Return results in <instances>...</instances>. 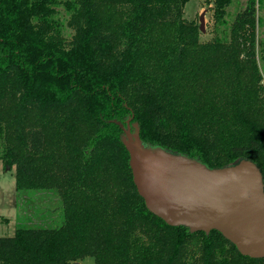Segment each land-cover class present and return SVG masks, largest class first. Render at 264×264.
<instances>
[{"label": "trees", "instance_id": "1", "mask_svg": "<svg viewBox=\"0 0 264 264\" xmlns=\"http://www.w3.org/2000/svg\"><path fill=\"white\" fill-rule=\"evenodd\" d=\"M188 1L64 0L67 39L58 0H0V159L18 190L56 189L64 215L0 235V264H264L220 230L165 222L133 179L128 123L146 145L264 175L256 0L208 42ZM230 1L214 0L218 21Z\"/></svg>", "mask_w": 264, "mask_h": 264}, {"label": "water", "instance_id": "2", "mask_svg": "<svg viewBox=\"0 0 264 264\" xmlns=\"http://www.w3.org/2000/svg\"><path fill=\"white\" fill-rule=\"evenodd\" d=\"M135 126L133 132L128 123L123 143L148 210L192 232L220 230L243 255L264 257V175L257 163L243 158L212 168L185 153L144 144Z\"/></svg>", "mask_w": 264, "mask_h": 264}, {"label": "rangeland", "instance_id": "3", "mask_svg": "<svg viewBox=\"0 0 264 264\" xmlns=\"http://www.w3.org/2000/svg\"><path fill=\"white\" fill-rule=\"evenodd\" d=\"M63 1L58 0L55 9H58L65 37L70 39L74 31L67 25L70 13ZM246 2L247 0H231L223 21H218L214 0H189L186 3L184 17L188 22L197 25L201 41L208 42L215 39L228 41L231 27L246 7ZM256 3L255 55L264 85V0H256ZM15 172L16 165H5L0 159V235L12 236L18 226L61 225L64 219L63 201L58 191L56 189L18 190ZM3 218H8L9 221L6 222ZM71 264H94V258L87 257Z\"/></svg>", "mask_w": 264, "mask_h": 264}]
</instances>
